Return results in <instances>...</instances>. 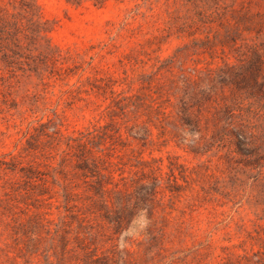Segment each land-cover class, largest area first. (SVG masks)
<instances>
[{
	"label": "rangeland",
	"instance_id": "rangeland-1",
	"mask_svg": "<svg viewBox=\"0 0 264 264\" xmlns=\"http://www.w3.org/2000/svg\"><path fill=\"white\" fill-rule=\"evenodd\" d=\"M95 3L0 0V264H264V95L219 78L264 0ZM87 133L108 189L158 181L118 231L74 170Z\"/></svg>",
	"mask_w": 264,
	"mask_h": 264
},
{
	"label": "trees",
	"instance_id": "trees-1",
	"mask_svg": "<svg viewBox=\"0 0 264 264\" xmlns=\"http://www.w3.org/2000/svg\"><path fill=\"white\" fill-rule=\"evenodd\" d=\"M104 1L105 0H96L97 3H95V5L101 4ZM234 59L235 64H226L225 69L219 70L220 82L226 85V80L229 78L235 86L244 88L248 97H253L255 96L254 94L258 93L264 95V41L253 45H246L243 50L236 51ZM187 94L188 93L185 92L184 96ZM199 94H202V92L195 91L191 96H187V98L189 97L188 102L184 101L186 97L180 99V106L177 111L178 114L181 115L182 120H184L191 128L192 132L195 133L199 132V115L201 114L202 107L201 99L198 96ZM195 106L198 108L196 114H194L192 110ZM220 109L221 110H218L217 113L227 111V106H223L224 111L222 108ZM228 113H231V111L228 110ZM144 134V139L140 140H145L149 137V132L146 131ZM108 138H111V136ZM95 139H98V142H96ZM103 139L104 138L98 135L95 136L93 133H87L80 138L73 139L72 142H74V145L67 146L69 149L75 150L71 157L76 159L74 170L76 171L77 177L82 178V180L87 178L91 179L90 186L93 188V194L97 199V203L100 205L101 209L104 210V218L112 222L115 225V229L118 231L122 228L124 223L127 224L129 222V218L138 206L149 202V198L152 197L153 199L156 197L159 185L158 181L154 180L151 185H142L137 188L134 195L125 194L122 190L117 189L115 185L114 188L108 189L106 187L108 183L104 180L105 175L102 173L103 162L93 153V149H96V151L99 150ZM133 139H137V137L134 136ZM239 139L240 138H237L236 141L239 142ZM88 145H90V148ZM3 164H5V168L10 172H15L16 170H18L19 173L23 172V177L26 179H32L33 175L36 173L41 174L38 170L31 167L27 169H16L19 163H17L14 158H10L9 163ZM39 180L41 181V178H39ZM174 183V188H178L179 185L176 183V180ZM110 194L112 197H110ZM108 203L111 205L110 207ZM110 212H113V215H111ZM94 262V260H91V262L88 263L92 264Z\"/></svg>",
	"mask_w": 264,
	"mask_h": 264
}]
</instances>
